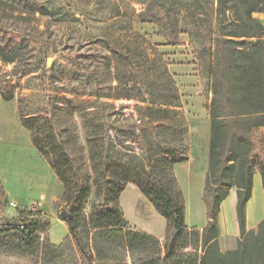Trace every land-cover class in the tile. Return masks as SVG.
I'll return each mask as SVG.
<instances>
[{
    "label": "rangeland",
    "instance_id": "374dc122",
    "mask_svg": "<svg viewBox=\"0 0 264 264\" xmlns=\"http://www.w3.org/2000/svg\"><path fill=\"white\" fill-rule=\"evenodd\" d=\"M204 10L203 0H0V264H109L97 262L87 246L81 253L60 219L62 182L34 146L23 115L38 116L40 122L52 116L57 131L67 128L69 135H62L73 138L71 147L74 138L84 144L75 100H91L92 92H103L110 96L102 98L109 103L110 136L121 127L125 144L135 146L131 138L142 116L154 129L170 124L171 116L155 111L158 105L147 109L150 98L163 99L159 88L169 76L178 96L175 110L185 127V152L201 161L203 139L209 138L211 94L201 44L188 37V14ZM136 45L137 51L125 52L126 46ZM141 48L151 60L146 72ZM9 59L13 62H5ZM128 74L138 82L136 90L145 92V102L137 97L113 99L122 91L114 88L118 80ZM190 138L196 139L191 143ZM185 161L175 163L172 172L184 201V223L192 229L207 217L205 204L203 214L194 192L189 194L181 184L187 169L179 164ZM252 161L257 168L260 155ZM184 192L191 195L187 213ZM118 205L125 228L154 236L163 251L172 235L167 221L135 185L123 187ZM19 222L27 225L25 231L17 229ZM113 243L115 250L104 253L123 264H144L141 259L154 249L140 244L133 259L122 241Z\"/></svg>",
    "mask_w": 264,
    "mask_h": 264
},
{
    "label": "trees",
    "instance_id": "16d2710c",
    "mask_svg": "<svg viewBox=\"0 0 264 264\" xmlns=\"http://www.w3.org/2000/svg\"><path fill=\"white\" fill-rule=\"evenodd\" d=\"M203 1L202 14H188V37L192 43L201 44L211 94L202 194L207 223L200 231L188 229L184 223V201L172 172L173 165L187 160L188 155L185 127L175 110L178 96L169 76L167 84L159 88L163 99L150 98L147 109L158 105L155 111L171 116L170 124L154 129L150 120L144 121L142 116L131 138L135 146L125 144V138L120 137L124 132L121 127L110 136L112 122L105 109L109 103L102 100L110 96L103 92H92L91 100H75L84 144L74 138L71 147L73 138H65L69 135L67 128L57 131L52 116L47 115L42 122L38 116H22L37 151L47 158L62 182L64 205L60 219L66 222L80 252L84 253L87 246L99 263L123 264L104 253L115 250L113 240H118L133 259L140 244H151L154 249L141 259L144 264H264V218L255 229L245 225V204L255 169L261 175L264 192V137L258 132L264 126V23L254 15L264 13V0ZM134 47L126 46L125 52L137 51V45ZM141 51L142 71L146 72L151 60L144 48ZM117 83L114 88L122 91L113 99L146 101L145 92L140 87L136 90L138 82L132 75ZM74 147L78 153H74ZM257 154L261 161L256 168L252 159ZM127 183L135 185L166 219L167 231L172 235L170 241H165L163 251L154 236L125 228L118 197ZM232 187L236 189L239 237L234 249L221 251L217 216L221 201ZM17 229L25 231L27 225L19 222ZM175 240L177 246L171 242Z\"/></svg>",
    "mask_w": 264,
    "mask_h": 264
},
{
    "label": "crops",
    "instance_id": "0c3cea01",
    "mask_svg": "<svg viewBox=\"0 0 264 264\" xmlns=\"http://www.w3.org/2000/svg\"><path fill=\"white\" fill-rule=\"evenodd\" d=\"M258 19L264 23V13L254 14ZM258 132L264 136V126L258 128ZM207 135L209 136V122L207 127ZM196 138H190L191 143ZM204 151L201 161L199 162V156L193 153L188 154L187 160L183 164H179V167H185L187 169L185 178L182 179L181 184L187 185V191L194 192V198L196 202L198 201L199 206L204 208V203L200 197L201 184L203 183V178L205 177V172L208 162V143L209 138H204ZM177 166V167H178ZM199 166V169H198ZM185 194L186 199V213L189 206V200H191V195ZM236 189L232 187L229 189L228 195L223 199L219 206V213L217 216V224L219 228L218 242L223 248V251H229L235 248L236 240L239 237V227L236 219ZM204 214V213H203ZM264 218V192L261 183V175L258 169H255L252 176V187L249 199L245 204V225L247 229H255L257 224ZM207 223L204 217V223L199 225L197 229H202Z\"/></svg>",
    "mask_w": 264,
    "mask_h": 264
}]
</instances>
